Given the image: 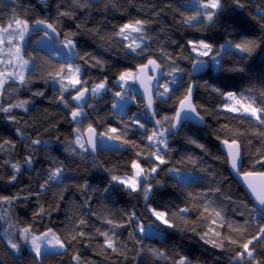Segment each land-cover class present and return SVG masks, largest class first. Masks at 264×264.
Returning <instances> with one entry per match:
<instances>
[{"label": "trees", "instance_id": "16d2710c", "mask_svg": "<svg viewBox=\"0 0 264 264\" xmlns=\"http://www.w3.org/2000/svg\"><path fill=\"white\" fill-rule=\"evenodd\" d=\"M207 2L0 0V27L15 19L27 21L29 30L36 21L51 24L62 42L72 41L83 87L90 91L106 85L98 98L90 97L76 123L71 98L77 91L63 94L53 86L67 64L35 47L42 34L30 33L21 47L31 69L22 82L4 83L0 94V197L8 198L0 200V264H179L181 259L186 264H237L236 254L248 240H253L249 247L255 259L250 262L245 255L239 264H264V239H253L264 235V216L230 174L219 148L221 142L239 143L241 172L264 173V124L227 106L235 99L238 109L264 108V0H220L218 9H205ZM209 11L215 12L212 21L207 19ZM136 21L142 22L140 37L146 43L133 51L120 38V29ZM200 41L212 46L202 58L192 49H198ZM245 41L254 42L247 45L251 52L236 47ZM221 45L239 53L221 54ZM220 55L213 72L210 60ZM149 60L161 68L163 80L173 75L174 80H167L176 85L166 99L155 98L154 114L145 112L137 89L130 94L135 101L128 114L117 113L118 79ZM196 60L208 61L209 69L192 77ZM191 83L204 126L184 124L172 134L175 110ZM147 116L160 122V131L169 130L162 146L148 139L159 129ZM89 128L118 147L98 149L95 156L80 149L76 130ZM36 140L40 143L34 144ZM134 164L144 171L137 191L113 179L131 177ZM154 167L157 171L151 175ZM57 169L61 174L49 179ZM171 171L197 178L183 185ZM150 209L164 213L171 226L159 224ZM9 220L17 230H51L64 242V252L37 259L21 245L20 256H13L2 240ZM149 227L162 237L139 233Z\"/></svg>", "mask_w": 264, "mask_h": 264}, {"label": "rangeland", "instance_id": "374dc122", "mask_svg": "<svg viewBox=\"0 0 264 264\" xmlns=\"http://www.w3.org/2000/svg\"><path fill=\"white\" fill-rule=\"evenodd\" d=\"M135 27H141L142 31V25H136V24H130ZM13 28H17V25L15 23H12ZM136 31H132L131 28L125 29L124 33L121 35V39L126 41L130 45V50H133V48L138 49L141 48L145 45V41L143 38L140 37V33ZM30 30L25 33L23 40L17 36L15 39H13L12 44L9 45L7 43L8 37L7 35L5 36V43L3 45H0V61H1V66L5 67V69L0 70V81H3V84L6 82H22L24 78L26 77L27 73L31 69V64L27 61V64H25V59L22 57V51L21 47L23 44L26 42L30 35ZM125 36L127 39H125ZM66 41H63L61 43H55L51 39H49L46 35L42 34L40 35L37 40L35 41V47L44 50L47 52L50 56L55 58L56 60H59L61 62H64L67 64V71L59 77V79H56L53 81V86L56 89H59L63 92V94H66L69 92L70 89H73L77 91V89L81 90L83 89L84 85L80 81V76H81V69L79 68L78 65L75 64V51L73 47H66L65 46ZM139 45V47H137ZM20 48L19 54L16 52V48ZM133 47V48H132ZM195 48V46L192 47V49ZM225 50H234L230 45H226L223 50H221V54ZM134 51V50H133ZM204 51L201 47L198 49L196 48V51L193 50L194 54L197 55L199 58L205 57V55H201L200 53ZM239 53V50H234ZM220 56L213 57L210 60V66L213 72H216L218 68V64L220 61ZM79 69V71H77ZM128 75L125 77L124 80H121L120 78L118 79L116 85L120 88V93L115 95V104H114V111L117 113H120L122 115H127V108L129 107L130 104L134 103L135 98L133 96H130V94L136 92V87H135V77L136 73H131V72H126ZM11 74V75H9ZM21 77H23V80H21ZM169 78H172L174 80L173 75H167L165 80L162 81L159 90L156 92L155 98L156 99H166L168 94L170 93V90L174 85L176 84H171L170 80H167ZM78 79L80 81L79 84L75 85L73 87L72 85V80ZM172 83H175V81H172ZM104 87L99 89L96 93L92 92V89H90V94L91 96H94L98 98L106 89V85L103 84ZM63 86V87H62ZM1 88L0 86V94H1ZM95 88V87H94ZM167 89V90H166ZM229 110V109H228ZM76 111H79L82 113V115L78 116L74 121L76 123H80V119L84 116V113L82 110L77 109ZM234 112L235 114H240L243 116L251 117L253 118L256 122H259L258 120L255 119V117L251 116L250 112H246L245 108H240ZM147 119L151 121V123L155 126L156 129H159V134L163 133V136H166V133H169L168 129H164L160 131V122L157 121L154 117H148ZM159 122V123H157ZM142 130L144 127H140ZM164 132H166L164 134ZM84 131H81L80 129L76 130L75 133V138H76V144L77 146L82 149L86 150L84 138H83ZM79 141V142H77ZM83 145V147H81ZM118 145L111 140H109L107 137L102 135L99 137V149H107V148H117ZM138 165V164H137ZM140 168V166H139ZM141 169V168H140ZM139 171L138 168L133 167V175L131 177L128 176H123V177H117L115 179V183L120 184L125 186L126 188L132 190V191H137L140 189L142 186V177L144 174V171L141 173L140 176H137V172ZM156 172H150L151 175H155ZM175 180H177L179 183L185 185L187 183L193 182L196 180V176L193 174L189 173H184L180 171H171L169 173ZM123 181V183H121ZM133 185H135V188H133ZM152 217L163 227L168 228L170 227L169 224L162 223L161 220H158L156 216L153 214L152 209L149 210ZM165 219V215L163 217ZM166 220V219H165ZM10 222V220H9ZM30 229V228H26ZM143 229V231H141ZM139 230V233L141 235H147V236H157L159 238L162 237V233L156 231L155 229L152 228H141ZM45 233H49L47 237H44ZM51 233H53L51 230H45L43 232L37 233L33 229H30L28 232H25L24 229H16V227L10 222L6 229L2 232V240L6 247L9 249V251L13 254L15 257H19L20 254L22 253V248L21 245L25 247L29 252H31L37 259H40L45 254H60L64 252V248H60L59 246L57 247H52L51 244L47 243L48 240L52 239ZM33 237H40L37 241V243L40 245V250L41 254L38 256L36 254L35 249L33 248L32 240ZM9 241L15 243L17 245V248L13 249L10 246ZM184 264H186V261L184 260Z\"/></svg>", "mask_w": 264, "mask_h": 264}, {"label": "water", "instance_id": "95a60500", "mask_svg": "<svg viewBox=\"0 0 264 264\" xmlns=\"http://www.w3.org/2000/svg\"><path fill=\"white\" fill-rule=\"evenodd\" d=\"M48 24V23H46ZM30 32L32 34H44L45 32L48 33L47 37L51 39L55 43H61L62 39L59 36V34L55 31L52 32L51 29L46 28L45 25H37L34 23L31 26ZM200 61H203L204 63L201 65L199 64ZM147 65V67H144ZM143 66H140L136 70V77H135V87L137 91L140 94V97L143 101L144 105V110L147 114H154L156 111V104H155V95L156 92L159 90L160 85L163 81L164 74L161 70V68L158 66V64L155 62V64H149L146 63ZM209 69V63L206 60H196L193 62L191 66V75L192 77H198L202 74H205ZM192 89L191 93V103L194 106V92H195V87L191 83L188 87ZM86 88L81 89L80 91L83 92ZM188 90L186 92L185 97L188 95ZM78 95V92L74 95ZM73 96V97H74ZM71 98V103L73 106H75L77 109L83 110L84 108L87 107L90 101V91L87 89L86 92H84V99L80 101H76ZM185 97L182 99L184 100ZM149 100H151V106L149 107ZM187 104V102H186ZM195 107V106H194ZM196 109V108H195ZM180 111V102L177 105V108L174 113V118L172 122V127H171V133L172 134H177L182 126L184 124H191L197 127H203L204 126V121L201 119L197 111L195 113L189 112L187 110H184L181 112L180 119L177 120L176 114L177 112ZM85 146H86V151L92 155L95 156L98 149H99V135L93 128L87 129L84 134H83ZM91 141V142H90ZM220 150L226 157L227 163H228V170L232 177L236 180V182L241 186L249 200L251 201L254 209L262 216H264V206H261L259 201L256 199V193L253 192L252 188H250L248 185L252 184L253 187L256 189V192H264V176H261V173H253L251 176H245L244 173L241 172L242 168V151H241V146L239 143L235 142H221L219 145ZM239 149L240 152V161H239V171L233 169L231 167V159L229 157V152L230 151H235L236 149ZM150 188H148L147 191V199H149L150 196Z\"/></svg>", "mask_w": 264, "mask_h": 264}, {"label": "snow or ice", "instance_id": "6c2138e0", "mask_svg": "<svg viewBox=\"0 0 264 264\" xmlns=\"http://www.w3.org/2000/svg\"><path fill=\"white\" fill-rule=\"evenodd\" d=\"M220 6H221L220 5V0H208V2L203 5V7L205 9H218ZM61 15H67V13H61ZM214 15H215V12H212V11L207 12V19L209 21H212ZM190 19H196V17H190ZM14 23L17 25V28H13L12 27V23H9L6 27H0V45H3L5 43V36L6 35L8 37H10L9 39H7V43L9 45L12 44L13 39H15L17 36H19V38L21 40H23L25 33L28 31L27 21H22L20 19H15ZM36 24L37 25H45V27L51 29L52 32L56 31V29L51 24H46L45 21H42V20L36 21ZM136 25H142V22L141 21H136ZM129 28H131L132 31H136V32L141 31V27H135V26L130 25V24H125L123 26V28L120 29V34L122 35L124 33L125 29H129ZM45 35L47 36L48 33L45 32ZM125 39H127L126 36H125ZM253 44H254V42L245 41L243 44H237L236 47L238 49H240L241 51H249V52H251L252 51V47H249L247 45H253ZM65 46L66 47H74V45H73L71 40H66ZM137 47H139V45H137ZM200 47L202 49H204V51H202L200 53L201 55H205L206 56L212 51V46L210 44L204 43L203 41H200ZM223 47L224 46L221 45V48H223ZM133 50H135V49H133ZM193 50L196 51V48H193ZM16 52H17V54H19V52H20V48L19 47L16 48ZM203 63H204L203 61L199 62V64H201V65ZM25 64H27V61H25ZM149 64H155V61L149 60ZM144 67H147V65H145ZM77 71H79V69H77ZM9 75H11V74H9ZM127 75H128V73L122 74L120 79L124 80ZM21 80H23V77H21ZM79 83H80V81L78 79L72 80L73 87H75V85H77ZM2 85H3V81H0V86H2ZM103 87H104L103 84H99L95 88L92 89V92L96 93L99 89H101ZM86 91H87V89H85L83 92H81L79 89H77L78 95L74 96L73 99L76 100V101H80V100L84 99V92H86ZM191 93H192V89L189 88L188 95L185 97L184 100L180 101V111H178L177 114H176L177 120L180 119L181 112L184 111V110H187V111L193 112V113L196 112L195 107L191 103ZM227 96L229 98H234V94L233 93H228ZM61 98L63 99V97H61ZM186 102H187V104H186ZM20 106H23V105H20ZM150 106H151V100H149V107ZM229 110L230 111H235L237 109L229 108ZM245 111L246 112H250L251 116L255 117L256 120L260 121V123L264 124V108L257 109V108L249 106V107L245 108ZM80 115H82V113L79 112V111H73L72 112V118L74 120ZM157 123H159V122H157ZM140 127H144V125L141 124ZM113 131H115V129H113ZM154 135H155V133H154ZM160 135L163 136V133H161ZM148 139L151 141L153 139V136H149ZM77 142H79V141H77ZM33 143L34 144H38V143H40V141L36 140V141H33ZM159 143H164V141L163 140H159ZM225 143H227V141H225ZM233 143L235 144V141H233ZM81 147H83V145H81ZM229 157L231 159V167L233 169L239 171V161H240L239 149L237 148L235 151H230L229 152ZM156 159L160 160V163H165V161L159 156H157ZM28 162L31 163V160L29 159ZM13 167L16 168V165H13ZM133 167H136V168L139 169V171L137 172V176H140L141 173L143 172V169H140L139 165H137V164H134ZM17 171H18V169H17ZM151 171L154 173V172L157 171V168L154 167V168L151 169ZM60 174H61V170L57 169L56 172L53 173L49 177V179H52L53 177H57ZM244 175L245 176H251V175H253V173H244ZM260 175L264 176V173H261ZM15 178H16L15 176L12 177L13 180H15ZM113 179L115 180V179H117V177H113ZM121 183H123V181H121ZM248 186L250 188H252L254 193H256V199L259 201L260 205L264 206V192H258L257 193L256 189L253 187L252 184H249ZM133 188H135V185H133ZM147 191H148V189L145 190V192H146L145 199H147ZM7 199H8L7 197H0V200H7ZM152 211H153V214L156 216V218L158 220H161V222L165 223V224L168 223L167 220L163 219V217L165 215L164 213L157 212L155 209H153ZM169 226H171V225H169ZM29 230L30 229H24L25 232H28ZM141 231H143V229H141ZM260 232L262 234H264V227H261ZM48 235H49V233H45L44 237H47ZM80 235H83V233H80ZM51 236H52V239L48 240L47 243L51 244L52 247H54V248L57 247V246H59L60 248H64L65 247L64 242H62L59 239V237H56L54 233H51ZM39 239H41V238L40 237H33V240H32L33 248L35 249L36 254L38 256L41 254L40 245L37 243V241ZM73 239H75V237H73ZM253 239H264V235H262L259 238L254 237ZM231 242L235 243L236 241H231ZM9 243H10V246L13 249L17 248V245L15 243H13L11 241H9ZM252 244H253V240H248L246 243H244L242 245L243 251L242 252H238L236 254V257H235V260H236L237 264H239V261H242L244 259L245 255L249 258L250 262L255 259V255H254V251L255 250H254V248L250 249V247H249ZM107 246L109 248L113 247V243L111 242V240L107 241ZM76 259H78V257ZM179 264H184V260L181 259Z\"/></svg>", "mask_w": 264, "mask_h": 264}, {"label": "built area", "instance_id": "2783aa9c", "mask_svg": "<svg viewBox=\"0 0 264 264\" xmlns=\"http://www.w3.org/2000/svg\"><path fill=\"white\" fill-rule=\"evenodd\" d=\"M228 108L238 109L240 106V102L238 100L232 99L227 104ZM159 140H163L162 136L160 134L153 135V139L151 140L153 143H155L157 146L161 145L163 143H159Z\"/></svg>", "mask_w": 264, "mask_h": 264}]
</instances>
